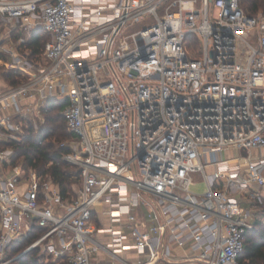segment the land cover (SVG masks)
Returning a JSON list of instances; mask_svg holds the SVG:
<instances>
[{
	"label": "built area",
	"instance_id": "obj_1",
	"mask_svg": "<svg viewBox=\"0 0 264 264\" xmlns=\"http://www.w3.org/2000/svg\"><path fill=\"white\" fill-rule=\"evenodd\" d=\"M0 17L49 35L42 60L12 51L24 80L0 92V142H22L25 119L64 102V159L80 169L66 196L49 173H6L14 149L0 145V264L36 247L67 264L98 251L116 264H244L246 201L264 198V13L242 0H0Z\"/></svg>",
	"mask_w": 264,
	"mask_h": 264
},
{
	"label": "trees",
	"instance_id": "obj_2",
	"mask_svg": "<svg viewBox=\"0 0 264 264\" xmlns=\"http://www.w3.org/2000/svg\"><path fill=\"white\" fill-rule=\"evenodd\" d=\"M245 9L253 14L260 11L264 12V0H242ZM42 32V33H41ZM49 40V35L44 33L43 30L34 33L26 46L31 50L32 57H38L42 53L45 43ZM10 78V85L14 86L21 83L24 77L15 69L8 72ZM64 102L55 99H49L46 109L44 111V123L41 119H37L38 128L35 129V124L31 119H25L23 141L20 143L13 141L0 142L2 147H12L14 154L12 155V165L14 166V158L16 156L22 159V168H35L41 173H49L53 176L55 181L61 187L66 196H71L74 191L71 188L73 183L72 179H80V169L76 172L68 170L67 161L63 159V153L69 151V147L54 146V143L49 139L59 140L67 133H62V129L66 122L61 114L64 107ZM67 127V126H66ZM71 138L73 134L69 133ZM72 165V164H71ZM74 168L76 166L72 165ZM259 221H255L254 229L248 233L246 238L245 250L242 255L244 264H264V240L252 238V233L256 230ZM40 229H33L27 236H22L16 239L9 247H12L11 256L20 254L27 248L39 235ZM10 256V257H11ZM42 256L47 257L48 261L43 262ZM13 264H55L51 261L48 253L42 250L41 247L33 248L23 254H20Z\"/></svg>",
	"mask_w": 264,
	"mask_h": 264
},
{
	"label": "rangeland",
	"instance_id": "obj_3",
	"mask_svg": "<svg viewBox=\"0 0 264 264\" xmlns=\"http://www.w3.org/2000/svg\"><path fill=\"white\" fill-rule=\"evenodd\" d=\"M259 13H264L263 11H260ZM35 28L32 29H27L25 27H22L20 24H18L17 26H13L11 23H9L8 21H6L5 19L0 17V92L5 91L6 89H8L9 87H11L10 85V78H8V72L12 69V64L14 61V57L12 54V51L15 50V48L17 47L20 51V53H27V51H29V48L26 46V43H28V40L30 39V37L36 33L37 31H41L40 28H36V30H34ZM42 33V32H41ZM21 38H24V42L21 40ZM39 59L42 60V55L40 54V56H38ZM41 123H44V119L41 118ZM26 121H24V125H25ZM33 123L35 124V129H37L38 126V122L33 121ZM99 124H96L95 126L92 127V130H94ZM103 130V129H102ZM62 133H67V135L62 136L59 140H55V139H49V141L54 143V146L56 148L58 147H69V151H70V141H71V136H70V131L68 130V128L66 127V125L64 126V128L62 129ZM67 152L63 153V159H64V155ZM14 154V153H13ZM238 152H236L235 155H237ZM241 154L242 155H246L247 151L245 149L241 150ZM224 156L226 157V154L224 153ZM14 166L12 165L11 168L13 170H17L22 168V159L15 156L14 158ZM68 163V170L71 172H76L79 167L74 165L72 162L66 160ZM76 166V168H74L72 165ZM22 165V166H21ZM77 169V170H76ZM208 170H211V167H208ZM195 176L199 179L200 175L199 174H195ZM73 183L71 184V188L74 191V189H78V186L80 184V179L77 180V178H73L72 179ZM191 189L193 191H197V192H203L206 189V185L205 182L203 181H199L196 185H193L191 187ZM250 198V196L248 197V199ZM247 204H253L254 205V209L256 211V215H255V219L256 221H259L256 230L252 233L251 237L252 238H256L259 240H264V198L260 201L258 199H249L248 201H246ZM12 247H8L6 249V253H5V257H10V254H14V252L11 251ZM17 255V254H16ZM43 262H47L48 259L45 256H42V260ZM52 261V260H51ZM55 264H67L65 261L57 263L54 262Z\"/></svg>",
	"mask_w": 264,
	"mask_h": 264
},
{
	"label": "crops",
	"instance_id": "obj_4",
	"mask_svg": "<svg viewBox=\"0 0 264 264\" xmlns=\"http://www.w3.org/2000/svg\"><path fill=\"white\" fill-rule=\"evenodd\" d=\"M35 28L34 30H36V28H40V27H33ZM41 29V28H40ZM21 40L24 42V38H21ZM28 54H31V50L29 49V51H27ZM12 168H8L6 170V173L11 172ZM106 211H107V205L105 204H101L98 205L96 208V219L98 220V222L101 223L102 226L108 227L109 226V222H108V218L106 215ZM97 237L104 241V242H109L110 241V236L108 235L107 232H98L97 233ZM191 250L189 247H177L174 246L173 248V253L174 255L180 257V258H187V256H189L191 254ZM122 255L124 257H126L127 259L131 260L132 262H136L137 259V252L133 249H127L125 251L122 252ZM92 264H116L109 255H107L106 253H104L103 251H98L95 254H93V260H92ZM151 264H170V263H165V262H158V263H151ZM182 264H197L196 262H191L189 261H185Z\"/></svg>",
	"mask_w": 264,
	"mask_h": 264
}]
</instances>
